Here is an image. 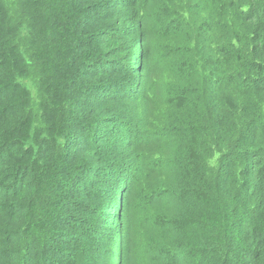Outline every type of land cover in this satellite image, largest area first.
<instances>
[{
    "label": "trees",
    "instance_id": "trees-1",
    "mask_svg": "<svg viewBox=\"0 0 264 264\" xmlns=\"http://www.w3.org/2000/svg\"><path fill=\"white\" fill-rule=\"evenodd\" d=\"M146 1L152 9L158 7L163 14L169 13L165 8L170 1ZM212 3L209 7V17L214 24L212 30L199 17L196 19L199 25L194 26L196 20L191 23L193 16L188 8L182 15L173 12L187 27L176 35L185 52L179 74L186 73L183 77L191 79V83L195 80L205 82L208 77L185 69L192 68L193 62L194 69L195 65H204L227 81L225 67L234 69L237 81H248L239 85L241 90H251L254 97H258V104L264 103V0H213ZM143 5L142 0H0V264H101L104 259L97 255L107 257L105 264H114L112 244L108 252L103 250L99 245L103 244L101 235L96 237L93 229L99 227L101 230L100 224L110 217L113 220V210L108 208L110 210L103 212L99 206L103 207L107 193L101 185L107 180L109 186L116 176L119 186L129 179L138 185L133 192L149 184L155 193V216L153 208H139L153 227L151 235H147V242H155L152 249L163 251L161 247L167 245L161 235L163 230L166 232L167 225L170 224L171 229L178 225L184 227L199 217L206 222L200 245L192 249L197 238L195 235L190 238L189 229L183 228L179 240L181 247H175L179 262L187 264L196 259L195 264H204L205 256L201 261L194 256L209 251V264H264V110L258 107L246 122L245 130L251 129L250 146H239L249 148V168L244 167L240 174L250 187L248 204L257 207L256 212L250 210L251 217L239 230L233 226L226 229L223 221L230 212L214 202L210 195L213 189L208 187L212 185L211 177L225 178L227 172H232V165L244 158L236 147L232 151L224 148L218 138L207 139L208 144L203 139L200 142L197 132L201 126L193 125L196 132H191L190 139L185 130L182 134L175 132L170 145L175 147L169 162L174 164L183 159V174L179 177L175 173L172 185L183 186L185 190L181 198L185 208L177 215L188 217L191 210V218L187 220L179 221L175 217L177 222H168L163 213L161 205L174 206L176 200V191L169 187L166 174L160 170L163 159L152 156L150 161L154 166L149 167L135 150L130 160L118 159L117 152L130 147L116 138V131L108 129L107 123L117 121L116 116L121 112L136 113V109L122 108L117 100L122 96L112 95L115 86L109 77L123 71L121 65L129 61L126 39L130 34L134 40L136 26L148 16ZM153 24L147 29L148 38L143 39L142 46L149 44L150 59L161 61ZM168 24L164 22V30ZM215 42H226L223 51L217 53ZM210 49L215 54L220 53L222 59L214 60ZM198 51L197 57L195 52ZM105 57L112 62L107 75H103L106 71L96 72L88 63L94 58L91 63L98 66L96 64L104 63ZM159 70L162 73L163 68ZM102 77L108 80L103 82ZM127 79L119 82L124 85ZM132 79L127 86L131 96L134 93L130 89L135 87V80L140 81L141 74ZM88 80L101 82L98 87L101 94L92 100L85 94ZM206 82L210 83L211 78ZM171 84L175 88V84ZM218 88L224 91L227 85L224 83ZM208 89L210 92L207 84ZM237 89L239 87H234V92L239 94ZM184 95L180 98L187 99ZM80 99L84 100L79 102ZM144 101L147 114L154 107V101L147 93ZM167 103L171 107L174 103L169 96ZM234 103L235 100L230 108L231 116L246 112V106L242 113L241 110L235 112ZM161 114L159 112L157 118ZM157 118L152 126L150 117L143 123L131 120L127 124L136 130L137 141L144 133L143 127L148 128V141L143 142L151 141L155 147L162 142L160 135H168L166 127L158 126ZM253 121L262 122V125L250 126ZM188 125L191 128V124ZM218 134L222 137L220 129ZM214 156L219 158L216 169L209 167V160ZM200 162L206 165L209 175L198 169L196 164ZM248 180L253 183L250 185ZM191 194L196 196L191 197ZM169 198L173 200L167 202ZM232 207L239 211L237 206ZM133 216L129 214L131 219ZM63 227L69 231L67 236ZM63 239L74 244L64 250ZM129 242L130 256L142 263H177L169 258L161 260L158 254L150 259L146 253L135 256L132 236ZM119 260L120 257L117 263ZM128 264H133L132 260L128 259Z\"/></svg>",
    "mask_w": 264,
    "mask_h": 264
},
{
    "label": "rangeland",
    "instance_id": "rangeland-1",
    "mask_svg": "<svg viewBox=\"0 0 264 264\" xmlns=\"http://www.w3.org/2000/svg\"><path fill=\"white\" fill-rule=\"evenodd\" d=\"M142 1H144V11L148 10V16L145 19L143 18L142 20H140L139 25L136 26L134 40H132L131 35L128 34V37L126 39V47L127 49H129V61L126 60V62L121 65L123 71L121 70L114 77L112 75H110L109 77L112 86L116 87H114V89L112 90V95H116L115 97H117L118 95L122 96L117 99L120 100V103H122V108L124 110L127 107L128 110L136 109V113L129 111L121 112L116 116L117 121H108L107 123L108 129L116 131V138H118V140H123L125 143H128L130 147L123 150L120 149V151L117 152L119 154L118 159L130 160V158L133 156L132 154H134L133 150L137 151L139 156H143L144 164L148 165L149 167L154 166L150 161L152 156L163 159L160 170H162L166 174V181L169 184V187L174 188L173 190L176 191L174 195V198L176 199L174 200V206L161 205L164 209L163 213L167 217L168 222L176 221L175 217L178 218L179 221L187 220L186 218H191V210L189 211L188 217L177 215V213L181 211V208H185V204H183V200H181L183 194L185 193V190L183 186L175 187L172 185L175 173L179 177H181L183 174V171L181 170V162L183 161V159L178 160V162L176 161L174 164L169 162V158H171L173 148L175 147L174 146L173 148H171L170 145L174 142L172 136L175 132L177 134H182L184 133L183 130H185V133H188L187 137L190 139L191 132H196L194 131L195 129L193 128V125H196L198 127L201 126V128L197 132V134L199 135L198 140L200 142L203 139L205 143L208 144L207 139L211 140L218 138L223 143L224 148L232 151V149L236 147V149L238 150L237 152L244 158L241 159V161L238 160L239 163L238 161H236V163L232 165V172H227L225 178L217 177V179H214L215 177H211V179H213L212 185L208 187L213 189L210 195L213 197L212 199L214 200V202H216L220 206L223 205L222 207L230 212L223 221L226 229L228 228V226H233L235 230H239L240 228H242L246 219L251 217V215L249 214L250 210H252L253 212H256L257 210L256 206H251V204H248L249 199L247 192L249 191L250 187L248 184H246L244 176L240 174L244 167L249 168L248 166L251 155H249V148L245 147L244 149H241L239 148V146H247L248 144L250 146L251 143L249 136L251 134V129L245 130L246 122L252 118L254 111L258 107L260 110H264V103L258 104V97H254V93L251 90H248V92H243L241 90L242 87L239 85L244 82L248 83V81H237L234 74L236 71L234 69L225 67L224 71L228 77V80L226 81L224 77L211 73V71H209L207 67L202 64V60H200V63L203 65V67H196L195 65L194 69V64L192 62V68L185 69H187L189 73L193 71L196 72L195 74H202L203 78L208 77L207 80L211 78L210 83H207V80L205 82L200 81L199 83L195 80L194 83H191V79L186 80L183 77L186 75V73H182V75L179 74L181 64L184 61L183 56L185 55V52L183 50L182 44L178 40H176V38H178V36L176 35L180 32H184L187 27L181 21L177 20L174 17L173 12L178 11L177 13H179V15H182L185 13L186 8H188L190 14L193 16V21L191 23H193L199 17L202 21L205 20L206 26L210 27V29H208L212 30V28H214V24L209 17V7L210 5H213V0H207L208 3H205L206 0H167L170 1V4L167 3V8L165 9H167L169 13L164 12V14L158 7L152 9V6H149L146 0ZM162 1L164 2L165 0ZM125 19H127V17H125ZM164 22L169 23L166 30H164ZM191 23L190 27L192 26ZM151 24H153V33L159 40L158 46L159 49H161V53L158 55H160V58L162 59L161 61L150 59L149 44L142 46L143 39L145 37L148 38L147 29L151 26ZM198 25L199 22L198 20H196L194 22V26ZM196 34H198L197 29ZM89 39L90 34L89 36H87L86 42H88ZM215 43L217 44V53L223 51L222 48L225 47L224 45L226 44V42ZM99 50L101 51L100 48ZM213 51L214 50L210 49V53L213 56V59L216 61H220L222 59L221 54H215ZM198 55H200V52H195V56L198 57ZM90 59L91 61L94 60V58ZM91 61H89L88 63H90V67L96 72L106 71V73H104L103 75L110 74V72L107 70V68L112 63L110 61V58H103L104 63L101 62L102 64H96L98 66H95L93 63H91ZM159 68H163L162 73L160 72V70L157 71ZM138 74H141V79L140 81H138V79L137 81L135 80V87L130 89V92L133 91L134 93L131 96L129 95L127 86L131 85V81L133 80L132 77H135ZM124 78L128 79L123 85L119 82V80H122ZM100 80H103L104 82V80H108V78L102 77L100 78ZM96 83L88 80L87 87L84 86L85 94L88 100H92L94 99V97L98 96V94H101L98 91V87L101 82ZM171 83L175 84V88H172L173 86ZM224 83H226L227 88L223 91L220 90L218 86L222 87L224 86ZM207 84L210 87V92L209 89L206 90ZM259 85L260 84L258 83V86ZM236 86L239 87V89H237L239 91V94L234 92V87ZM159 90L160 95L158 94ZM9 91H7V93ZM177 91H180L182 95H184L183 93L185 92L184 96H187V99H181V94ZM145 93H147L148 96H151L154 101V107L148 110L147 114L145 112V108L147 107L144 101ZM167 96L171 97L174 102L172 107L167 103ZM83 100L84 99H80L79 102H82ZM234 100L235 112H237V110H241L242 113V109H244V106H246V112L244 114H240L235 117L230 115V108H232V102ZM178 102H180V104H177ZM157 112L163 113L161 114L160 118H157ZM218 113H220V117H218ZM114 116L115 115L113 114L112 117ZM226 116L227 119L223 118ZM146 117H150V126L155 123L154 120L155 118H157L159 119L157 120V122L159 123L158 126L160 127L162 124V127H166L168 129V135L159 136L158 134L159 141H162L157 143L158 146L152 147L151 141L147 142V138L149 137L147 135L148 128L143 127L144 133L137 141L135 135L136 130H134L130 125L127 124L131 120H138V122L143 123ZM245 119L247 120L245 121ZM188 124H191V128H189ZM256 125L260 127L262 125V122L253 121L250 126L256 127ZM219 129L222 132V137H220L218 134ZM161 132L163 133L165 132V130H162ZM183 139L186 140V137L184 136ZM143 140L147 141L144 143ZM184 144L185 142L180 144V148H182ZM210 150L213 151L211 146ZM203 155H206V152L203 153ZM218 163V156H214L209 160V167L216 169L218 167ZM196 166L198 167V169L203 170L206 175H209V171H207L206 165L204 163H197ZM141 173H144L143 168H141ZM213 173H211L210 176ZM90 182L92 184L93 179H91ZM247 182H249L250 185L253 183L251 180H248ZM103 187H105L107 193L105 192L106 195L103 207L99 206V208H101L103 212L110 210L108 208H111V210H113V220L111 221L110 217L107 222H103L102 224H100L102 228L101 230L99 227H94L93 230L96 237L101 235L103 244L99 245L103 250L108 252L110 249V245L112 244V257L114 259V264H128V259L129 261L132 260L133 264H166L161 261L159 263H150L149 261L148 263H142L140 259H135L133 255L131 257L128 251L130 246L129 238L131 236L133 239L132 245L134 246L133 251L135 256L138 254L143 256L146 253L148 259H150L158 254V257L161 260H164L165 258L174 259L175 262L177 261L176 264H185L183 262H179V257L175 256V247L177 249L181 247V242L179 245V240L181 239V230L183 228L187 227V229H189L190 238L194 235L197 238V241L191 245L192 249L200 245V236L203 232L206 231V222H204L201 218L196 217L190 222V224H187L184 227L178 225L174 226L171 229L172 226L170 224L167 225V228L165 227L166 232H164V230H161L162 232L160 231L161 235L165 237V242L167 243V245L161 247L163 251H157L154 248L152 249V247H155V242H147V235H151L153 227L151 224L149 225L147 223V220H145V215H143L142 212L139 211V208L141 206H144V208H153V216H155L156 214L157 204L154 202L153 195H155V193L153 192L151 186L148 184L147 187L143 190H137L133 192L135 188L137 189L138 185L128 179L125 183H123L122 186H119V180H117L116 176L112 179L111 183H109V186L106 180L101 185V189H103ZM192 196L194 197L196 195L191 194V197ZM172 198H169L167 202L172 201ZM163 202H166V199H164ZM232 206H237L236 210L239 211H234L235 209ZM163 209L159 211L161 212ZM131 213H133L134 215L132 219L129 217V214ZM123 220L125 223H123ZM262 222L264 224V219H262ZM63 229L65 232V236H67L69 231L65 230L67 229L66 227H63ZM70 244H74V242L71 243L70 241L63 239L62 247L64 248V250L69 249ZM232 244H234V241ZM170 247L173 248V251ZM9 248L10 247H6V249ZM209 253V251L198 252L199 255L195 254L194 259L197 258L199 261H201L202 257L205 256L204 264H209L211 262V258L208 255ZM118 255L120 257L119 263H117V259L119 258ZM97 258H103L104 260L107 259L106 256L102 255H97ZM104 260H102L103 262L101 264H105ZM188 261L190 262V260ZM195 263L196 259L195 261H191L187 264Z\"/></svg>",
    "mask_w": 264,
    "mask_h": 264
}]
</instances>
